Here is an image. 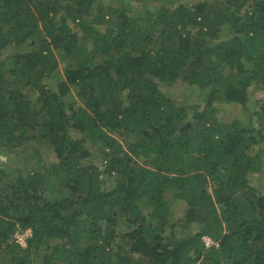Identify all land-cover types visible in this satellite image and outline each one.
<instances>
[{
	"label": "trees",
	"instance_id": "1",
	"mask_svg": "<svg viewBox=\"0 0 264 264\" xmlns=\"http://www.w3.org/2000/svg\"><path fill=\"white\" fill-rule=\"evenodd\" d=\"M9 45L18 51L12 65L0 58V264H134V254L141 264H264V192L249 183L251 151L264 143V100L257 107L251 94L264 88V0H0V53ZM61 52L72 65L53 90L44 78ZM181 77L212 88L202 110L166 95ZM72 87L81 107L66 101ZM216 103L240 115L220 118ZM30 141L50 146V169L20 165L13 149ZM181 212L200 227L166 234ZM18 228L31 230L26 246Z\"/></svg>",
	"mask_w": 264,
	"mask_h": 264
},
{
	"label": "rangeland",
	"instance_id": "2",
	"mask_svg": "<svg viewBox=\"0 0 264 264\" xmlns=\"http://www.w3.org/2000/svg\"><path fill=\"white\" fill-rule=\"evenodd\" d=\"M190 1V0H189ZM196 1V0H193ZM214 1V0H211ZM70 26L74 32H76L79 36V38L82 39L83 32L78 28L76 24L73 22H70ZM100 29H104L105 27L102 25L99 27ZM193 32L197 31V28L192 30ZM221 37H225L226 35L229 36L230 33L226 29H221L218 33ZM226 36V37H227ZM89 48H91V43H88ZM18 51V47L14 45H9L4 51H1L0 58L4 60L8 65H12V61L10 60V57L13 56ZM59 62V66L48 76L44 78V81L47 83L48 87H50L53 90H57V82L60 80H63L65 75V72L71 67L72 61L68 58L61 57L63 56V53L57 54ZM25 88V87H23ZM212 88H200L196 85H191L187 81L183 80L181 77L177 80V82L173 86H168L165 88V93L167 96L171 97L177 105H190V104H197L199 105V109L202 110L206 103V96L211 91ZM27 91L30 93L31 97L34 99V101L37 98V92L36 90H32L31 88H27ZM252 99L254 100L256 106L258 107L261 104V101L264 100V88L261 87H254L252 90ZM77 89L71 88L70 94L66 96V101L68 103H75V107H81L82 104L77 102ZM217 107L218 105L224 106L223 109L218 108L217 114L218 116L224 117V116H231L235 117L236 115H240L241 106L237 104H229V103H216ZM242 120V119H241ZM243 122V121H242ZM125 144L132 141H137L138 137L135 135H131L130 137L121 138L119 137ZM128 139L126 140L124 139ZM16 153L17 159L19 160L20 165L25 169L26 171H34V170H42L43 167L51 168L53 161V153L51 151V148L48 144L43 142H35L30 141L28 143H25L20 146H16L13 149ZM91 152H92V160L94 161L95 165L101 169V178L107 179L105 174H103V168L104 165H106V162L102 160V154H101V147H95L91 146ZM252 154L256 155L259 160L258 168L252 172H250V185L254 186L255 188L260 189L264 192V143H261L258 146H255L252 149ZM139 163H143V159H139ZM119 177L114 174V177L111 178V180L108 181V183L105 186H108L109 184L113 185L115 183V180ZM57 197V196H56ZM143 200H146V197L143 198ZM146 203V202H145ZM145 203H141V208L144 211V214L146 217L149 216L151 213V208L147 207ZM173 211L179 214L180 207L173 205ZM184 213L181 212L179 218H175L174 216H169V223L165 229V233L169 234L171 231H173L178 236H184L187 234H191L194 231H196L200 226L199 223L193 222L189 225L184 224ZM150 221L153 220V217H148ZM177 219V220H176ZM184 225V226H183ZM24 229L18 228L17 231L14 234V237L16 238L17 234L24 233ZM121 230H119V234L116 237L115 240H113L112 248L116 250L117 247H120V239H121ZM212 244H207L206 247H210ZM126 249V248H125ZM125 249H122L121 251H124ZM4 256V255H3ZM133 263L134 264H141L140 262V255L134 254L133 255ZM196 264H210L208 260H205L203 257L196 263Z\"/></svg>",
	"mask_w": 264,
	"mask_h": 264
},
{
	"label": "built area",
	"instance_id": "3",
	"mask_svg": "<svg viewBox=\"0 0 264 264\" xmlns=\"http://www.w3.org/2000/svg\"><path fill=\"white\" fill-rule=\"evenodd\" d=\"M32 235V233H31V230H26V231H24V233H19V234H17L16 235V240H17V242H19L21 245H23V246H25L26 245V239H27V237H29V236H31ZM205 242L207 243V244H214V242L210 239V238H208V237H205Z\"/></svg>",
	"mask_w": 264,
	"mask_h": 264
},
{
	"label": "clouds",
	"instance_id": "4",
	"mask_svg": "<svg viewBox=\"0 0 264 264\" xmlns=\"http://www.w3.org/2000/svg\"><path fill=\"white\" fill-rule=\"evenodd\" d=\"M28 230H30V229H28ZM26 231V230H25ZM205 237H208V236H204L203 237V240H204V242H205ZM209 238V237H208ZM212 240V239H211ZM17 241V240H16ZM205 244H206V242H205ZM213 245V244H212ZM23 246V245H22ZM26 246V245H25Z\"/></svg>",
	"mask_w": 264,
	"mask_h": 264
}]
</instances>
